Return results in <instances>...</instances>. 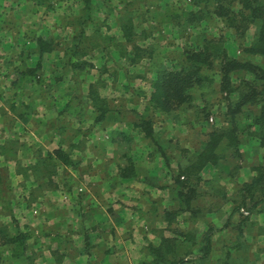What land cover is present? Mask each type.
<instances>
[{
    "label": "crops",
    "instance_id": "crops-1",
    "mask_svg": "<svg viewBox=\"0 0 264 264\" xmlns=\"http://www.w3.org/2000/svg\"><path fill=\"white\" fill-rule=\"evenodd\" d=\"M105 2L92 0L90 12L95 25L99 23L110 33L106 25L118 27L117 7L123 4L114 7L116 13ZM86 3L0 0V144H19L8 156L0 147V175L7 167L13 193L11 211L0 197V227L3 221L8 226L7 231L0 229V264H140L144 248L150 242L159 243L162 234L175 236L174 230L190 222L204 231L210 222L229 215L230 204L223 205L219 213L208 211L197 217L185 211L171 225L164 216L178 206V175L196 160L209 132L221 125L220 115L227 111L224 101L216 105L221 88H212L214 82L221 84L218 61L204 70L207 80L192 89L191 102L170 114L157 112L150 104L158 71L178 68L185 49H202L213 33V19L189 27L184 37L178 25L162 20L159 14L168 4L172 10L194 9L189 0H148L137 5V30L150 28L153 35L133 41L141 47L138 55L127 40H115L127 47L123 52L114 48L112 40L105 47L95 46L82 59L96 68L81 82L72 78L70 68L71 61L80 58L74 53L82 44L75 38L74 23ZM214 22L223 24L216 18ZM93 26H89L90 33ZM255 32L254 27L252 39ZM226 37L229 55L264 65L263 56L238 54V46L242 43L243 49L252 39ZM39 38L49 41L53 50L40 53ZM32 73L37 74L35 80ZM94 75L106 81L99 91L106 98L107 113L100 121L96 120L97 106L88 95ZM204 106L221 110L215 122L210 120L213 117H198V109ZM142 119H153V138L141 127ZM239 119L245 125L250 122ZM241 139L240 155L231 156L230 168L221 159L201 171L199 182L207 190L203 196H210L218 183L232 192L235 184L252 178L264 148L248 131ZM57 148L76 162L63 165L79 184L72 194L64 189L63 174L53 176V187L51 179L28 176L39 166L40 156ZM80 188L84 193H78ZM24 218L27 222L20 225ZM252 219L264 221V213ZM18 224L28 237L24 252L15 254L7 238L15 234L13 226Z\"/></svg>",
    "mask_w": 264,
    "mask_h": 264
},
{
    "label": "trees",
    "instance_id": "trees-1",
    "mask_svg": "<svg viewBox=\"0 0 264 264\" xmlns=\"http://www.w3.org/2000/svg\"><path fill=\"white\" fill-rule=\"evenodd\" d=\"M91 1L87 0L82 16L78 18V22L74 23L76 26L75 38L81 40L82 44L79 49L76 46L74 50L76 55L80 54V58L71 61L70 70L74 72L72 78L81 82L86 80L84 77L93 68H96L94 63L82 59L88 57L94 51L95 46L105 47L107 42L112 40L114 48L123 52L127 47L115 40H127L135 48L134 54L138 55L141 47L135 46L133 41L144 40L153 35V30L150 28L139 32L135 21L137 15L135 7L148 2V0H119L118 4H123L122 7H119V16L117 17L120 37L110 34L109 30H107L108 33L103 31L99 23L95 25L90 12ZM106 1L107 5L112 6L114 0ZM189 2L194 9L186 10L179 7L172 10L173 7L168 4L159 17L164 21L178 25L179 33L184 37L189 34V27L199 26L203 20L213 19L212 21H214L215 18L222 21L226 30L232 31L228 33L232 36L236 35L238 40H246L247 31L251 27H255L256 32L251 44L242 49L243 44L241 43L238 54L264 57V0H189ZM90 25H94L92 33L89 32ZM106 26L108 29H112L110 25ZM226 36L227 34L225 37L220 36L217 39L207 37L206 44L202 49H185L178 68L158 71L152 82L150 104L155 111L170 114L185 103L191 102L193 100L192 89L201 86L207 80L204 70L213 67L218 61L221 72V96L233 94L236 95V99L228 102L221 125L214 127L209 132L196 160L178 175L176 180L179 196L178 206L166 211L164 216L171 225L185 211H190L197 217L199 213L203 212H218L223 205L230 204L229 215L223 228H232L233 236L231 238L233 240L231 244L226 243L221 246L220 251L223 255L213 259L214 237L218 231L222 230L221 227L210 222L207 230L201 231L195 222H190L187 227H178L174 230L176 231L175 236L162 234L159 243L150 242L144 248L145 257L140 264H246L240 260L235 262V253L238 251L249 252L259 237V239L264 238V225L260 224L254 232L256 220L252 219L253 215L264 213V154L253 167L252 178L245 183L235 184L232 192L227 191L225 186L218 183L210 196H203L207 190L199 182L201 181V171L210 163L218 164L223 159V165L227 164L224 167L230 168L228 162L231 156L240 155L241 135L245 131L254 136L259 146L264 148V65L254 63L250 59L229 55L225 46ZM38 44L40 53L53 50V46L45 39L39 38ZM131 61L135 62V58ZM103 68H100L99 71H102ZM31 75L35 77V80L37 74L32 73ZM39 81L41 80L39 79ZM105 86L106 81L99 76L95 81L89 83L90 92L88 95L97 106V121L103 120L107 113L106 98L99 91ZM206 107L200 108L198 112H203L204 116L208 117L209 112ZM199 113L198 117L201 118ZM240 117L249 119L250 124L240 123ZM140 122L147 136L153 138V119H142ZM18 145L16 142L8 141L0 144V147L4 155L8 156L10 153L13 155ZM40 157L41 162L37 164L39 166H35L34 170L32 168L28 175L29 179H31L30 177H46L51 179L53 187V176L63 174L62 178L64 181L66 180L64 189L72 194L74 187L79 184L74 183L71 172L64 168V166L76 164L71 156L64 149L57 148L46 156ZM18 165L20 167L19 163ZM10 178L8 168L4 167L0 175L2 184L0 197L4 206L6 201L8 202L6 203L7 210L11 209V199L13 198L12 190L8 186ZM55 187H58L57 183ZM55 187L54 189H56ZM34 192H39V190H33ZM78 193L82 194L84 190L82 189ZM28 204L31 206L30 202ZM33 211L35 212L37 209ZM13 227L15 234L7 238V242L13 245L15 254H20L25 250L28 235L21 230L19 224ZM0 229L7 231L8 226L0 227Z\"/></svg>",
    "mask_w": 264,
    "mask_h": 264
},
{
    "label": "rangeland",
    "instance_id": "rangeland-1",
    "mask_svg": "<svg viewBox=\"0 0 264 264\" xmlns=\"http://www.w3.org/2000/svg\"><path fill=\"white\" fill-rule=\"evenodd\" d=\"M118 2H119V0H114L112 2L111 11L116 12L114 10V7L115 6L117 7ZM118 8L119 7H117V12H119V9ZM211 27L210 28L212 29L213 33H210L209 37H214L215 39H217L220 36L225 37L226 34L229 35L228 32H232V31H228V30H224V29L222 31V28L224 27V25L223 24H217L214 21H213ZM210 28H208V29H210ZM253 28L254 27H251L247 31L246 36H245L246 37V40L252 39ZM110 33L111 34L118 35L119 37L121 35L120 34V30L116 26H114V27L112 26V29L110 30ZM240 47L241 46L239 45V48ZM92 79H94V81H95L97 79V76L96 75L92 76ZM219 87H220V85L217 82H214L213 85H212V88H215V89H219ZM235 99H236V95H233V94L232 95H228V96L223 95V97L222 96L218 97V101L219 102L216 103V105L217 104H220V106H221V102L222 101H224L225 103L228 104V102H230L232 100H235ZM212 105H214V104H212ZM212 107L213 108H210L209 106L206 107V109L209 112V116L208 117L204 116V113L203 112H200L199 113V116L201 118H203V119H205V118L210 119V117H213L214 118V122H215L216 116L219 115V111H221V110L214 111L215 108H214V106H212ZM199 110L200 109H198V111ZM216 112H218V113H216ZM220 116H223V114H221ZM252 148H253V145H252ZM255 149L256 150H259L258 147L255 148ZM30 207L33 208V206H30ZM33 213L34 214H38V210H37V212H34L33 211ZM27 220L28 219L24 218V220L20 223V225L25 224V222H27ZM225 221H226V219L221 220V221L215 223L217 226L221 227L222 230L221 231H218L216 233L215 237H214L215 238V241H214V251L212 253V258L213 259H215V258L220 257L221 255H223L222 252L220 251L221 246H224V244H226V243H230L231 244V242L233 240L231 238V236H233V232H232L233 230H232V228H229V229H228V227L223 228L224 227L223 225H224ZM261 222H264V221L256 220V226L253 228V231L254 232L257 230V228H258V226L260 224L264 225V223H261ZM5 226H7V222H4V221L1 222V227H5ZM259 238H258V240L255 241L254 247L251 248V250H249V252H240V251L236 252L235 253V260H236L235 262H237V261L240 260V262H244L246 264H264V250H262L264 248V238L263 237H261V239H259Z\"/></svg>",
    "mask_w": 264,
    "mask_h": 264
},
{
    "label": "built area",
    "instance_id": "built-area-1",
    "mask_svg": "<svg viewBox=\"0 0 264 264\" xmlns=\"http://www.w3.org/2000/svg\"><path fill=\"white\" fill-rule=\"evenodd\" d=\"M210 120H211V121H214V118H211ZM81 190H82V188L79 189V191H81ZM35 212H37V211H35ZM246 213H247V212H246Z\"/></svg>",
    "mask_w": 264,
    "mask_h": 264
}]
</instances>
